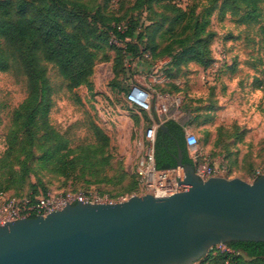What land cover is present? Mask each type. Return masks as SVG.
I'll return each mask as SVG.
<instances>
[{
    "label": "rangeland",
    "instance_id": "374dc122",
    "mask_svg": "<svg viewBox=\"0 0 264 264\" xmlns=\"http://www.w3.org/2000/svg\"><path fill=\"white\" fill-rule=\"evenodd\" d=\"M65 1L62 9L67 14L78 8L97 27L101 19L104 22L111 18L144 22L147 48L156 60L166 61L150 67V56L138 59L127 56L124 64L116 65L115 52L106 45L97 58L96 76L92 77L91 84L73 91L68 89L58 70L48 66L53 87L50 124L64 134L73 147L99 146L102 142L97 135L98 128L109 138L104 153L97 155L109 162L98 172L99 177L105 178V183L100 185L103 189L126 193L134 185L137 162L146 152L142 134L149 124L142 126L141 121L142 117L147 120L149 112L140 115L124 103L121 78H140L153 94L159 78H176L165 89L172 95L177 94L162 103L167 115L189 125V133L199 139V152L210 162L213 153L236 160L228 171L217 176L253 182L257 179V170L264 173V1L262 19L248 25L238 24V16L230 14L229 6L223 16L220 14L225 0H185L190 7L187 14H179L168 0H123L116 13L107 9L106 0ZM146 9L147 15H143ZM71 21L69 29L78 24ZM199 24H203L206 34L211 32L215 37L197 56L189 50L197 47ZM85 26L95 27L89 22ZM221 48L225 50L226 63L223 61L216 68L213 82L205 83L202 73L210 67H205L208 57L212 55L215 60V56L221 55ZM27 94L25 76L16 70L0 72V186L29 193L31 184L41 178L48 192L82 188L83 179L75 177L81 182L73 183V177L60 178L41 170L36 161L41 156L38 145L31 149L23 143V135L16 131L13 118ZM212 134H215L216 151L206 150L214 143ZM11 142H14L13 149H9ZM227 145L231 147L226 153L223 150ZM225 249L224 245H219L209 253Z\"/></svg>",
    "mask_w": 264,
    "mask_h": 264
},
{
    "label": "trees",
    "instance_id": "16d2710c",
    "mask_svg": "<svg viewBox=\"0 0 264 264\" xmlns=\"http://www.w3.org/2000/svg\"><path fill=\"white\" fill-rule=\"evenodd\" d=\"M122 1L118 0L114 5L113 0H106L105 4L110 12L116 13ZM263 1L225 0L220 14L223 16L229 6L230 14L238 16V24L248 25L258 22L263 17ZM63 2L66 1L0 0V72L16 70L21 73L26 78L28 89L26 98L14 112L13 122L17 128L16 131L22 133L23 143L31 149L38 145L41 156L36 158V161L41 170L51 172L60 178L73 177L71 179L73 183L81 182L75 179L78 177L83 179L82 188L95 187L101 193H108L114 199L140 194L139 177L136 171H134V185L126 193H114L100 186L105 183L103 180L105 178L99 177L98 172L109 162L107 159L98 158L97 155L104 153L109 138L99 128L97 135L102 142L99 146L85 144L73 147L70 140L50 124L48 116L53 105V87L48 74V66L52 65L58 70L67 82L70 91L81 85L91 84L97 58L105 50L106 45L115 52L116 65L124 64L127 56L138 59L148 54L152 62L150 67H155L159 61L147 48L149 42L146 26L144 27V22L138 20L135 22V20L111 18L109 22L101 19L100 26L97 27L94 22L88 21V17L78 8L69 10L70 14H67L62 9ZM168 3L179 14H187L190 10L189 6L186 8L177 6L173 0H168ZM143 11V15H147L148 10ZM82 18L95 27L85 26L88 22L84 24ZM71 20L74 21L73 24H78L69 29L68 25H72ZM94 20L95 17H93ZM207 22L206 19L205 24ZM122 23L127 26L124 31L118 30V26ZM198 27L200 28L196 32L197 47L189 50L197 56L203 52L205 44H212L215 37L214 33H205L206 29L203 24H199ZM112 37L122 42L123 46L111 44ZM215 61L211 55L205 67L208 68ZM164 73L167 75L165 70ZM128 79H120L124 103H128L138 112H145L128 102L127 94L132 86ZM154 88L159 89V85H154ZM161 91L164 92L163 89ZM164 124L169 132L161 128L157 129L154 146L156 168L161 171L177 168L179 150L182 151L184 163L194 164L186 145L185 126L173 119L167 120ZM208 134L209 132L207 136ZM230 147L226 146V153L229 152ZM13 148L14 142L9 143V149ZM227 158L229 169V166L235 164L236 160H230L228 155ZM30 189L31 192L25 193L14 191L8 186H0V191L17 196L26 194L34 197L48 192L47 185L41 178H38L37 183H32ZM224 246L225 250L215 254L212 251L198 264H264V242L237 241L226 243Z\"/></svg>",
    "mask_w": 264,
    "mask_h": 264
},
{
    "label": "water",
    "instance_id": "95a60500",
    "mask_svg": "<svg viewBox=\"0 0 264 264\" xmlns=\"http://www.w3.org/2000/svg\"><path fill=\"white\" fill-rule=\"evenodd\" d=\"M177 166L171 195L77 202L0 225V264H196L215 246L264 242V175L202 180L181 150Z\"/></svg>",
    "mask_w": 264,
    "mask_h": 264
},
{
    "label": "built area",
    "instance_id": "2783aa9c",
    "mask_svg": "<svg viewBox=\"0 0 264 264\" xmlns=\"http://www.w3.org/2000/svg\"><path fill=\"white\" fill-rule=\"evenodd\" d=\"M118 0H113L116 5ZM173 2L181 7L186 8L185 0H173ZM127 28L125 23L118 26V30L124 31ZM111 44L123 46V43L115 37L111 38ZM221 55L215 56V63L202 73V80L206 83H211L215 80L212 78L215 75L216 68L226 61V53L224 48L220 50ZM145 57H149L148 54ZM154 94L151 90L138 85H132L128 94V102L146 112L156 110L159 113L166 112L167 108L163 104H156L153 100ZM157 127L152 126L146 129L144 136V147L146 152L137 162L136 173L139 177L140 194H153L155 196H168L173 194L180 188L179 180L184 178L183 169L177 167L166 171H161L156 168L155 161V140ZM186 145L194 162L195 172L202 180H207L212 176L221 175L228 171L226 165H215L210 162L207 157L201 154L198 150L199 139L195 134L187 133ZM264 175L262 171L257 170V177ZM133 196V195H131ZM129 197L119 199L112 198L108 193H101L97 188H80L66 189L61 192H47L46 194L17 196L13 193L0 191V225H5L8 222H15L22 219L46 216L54 211L61 210L69 204L77 202L84 204H107L116 203L127 200Z\"/></svg>",
    "mask_w": 264,
    "mask_h": 264
},
{
    "label": "crops",
    "instance_id": "0c3cea01",
    "mask_svg": "<svg viewBox=\"0 0 264 264\" xmlns=\"http://www.w3.org/2000/svg\"><path fill=\"white\" fill-rule=\"evenodd\" d=\"M163 63H166V61L162 62V61H159L158 64H163ZM96 75L93 76V78L95 77ZM165 79V80H164ZM159 78L158 79V83H160L159 85H161V88L160 89H156L154 88V100L155 101H158V103L162 104L164 102L167 101V99L169 100V98L171 99L172 96H177V94H174L172 95L170 92H166L165 89H167V87H169V85H171V83L173 81H176L175 79L176 78ZM128 82L131 83L132 85H140L142 86L143 88H146L147 87V84L145 81L141 80L140 78H129L128 79ZM164 90V92H162L161 90ZM152 91V89H149ZM179 95V93H178ZM156 98V99H155ZM165 104V103H164ZM136 111V110H135ZM138 114H144L142 112H138L136 111ZM170 119H173L175 120L176 122H178L179 124H181L182 126H185V130H186V133H189L190 132V129L188 128V124L184 121H181V120H177V119H174V118H170L169 115H167V113H159L157 112L156 110H153L152 112H149L148 114V118L147 120H145L143 117H142V121H141V124L142 126H145L146 122H148V127H152V126H155L158 128H160V125L161 124H164L167 120H170ZM145 131L143 132L142 134V137L144 138L145 136ZM212 139L214 140V143L212 144V146L208 145V148H206V150L211 148L210 151H216L217 148H216V139H215V134H212ZM225 151V150H223ZM238 152V151H237ZM211 158H212V162L215 164V165H226L227 166V162H229L228 159H225L226 157L225 156H222V155H215L214 153L211 155ZM242 162V161H241Z\"/></svg>",
    "mask_w": 264,
    "mask_h": 264
}]
</instances>
